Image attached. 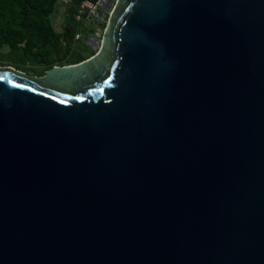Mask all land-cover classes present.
Returning <instances> with one entry per match:
<instances>
[{
	"label": "water",
	"instance_id": "obj_1",
	"mask_svg": "<svg viewBox=\"0 0 264 264\" xmlns=\"http://www.w3.org/2000/svg\"><path fill=\"white\" fill-rule=\"evenodd\" d=\"M92 47L0 68V264H264V0H116Z\"/></svg>",
	"mask_w": 264,
	"mask_h": 264
},
{
	"label": "trees",
	"instance_id": "obj_2",
	"mask_svg": "<svg viewBox=\"0 0 264 264\" xmlns=\"http://www.w3.org/2000/svg\"><path fill=\"white\" fill-rule=\"evenodd\" d=\"M57 1L0 0V52L3 49L24 52L32 57L34 63L43 64L44 71L56 65L54 54L59 55L60 47H63L61 57L65 60V64L60 66L88 59L84 53L86 50L82 51L76 44V36L86 31L75 15L82 2L93 3L96 0H70L62 34L54 30L51 21ZM83 45L88 48L87 43Z\"/></svg>",
	"mask_w": 264,
	"mask_h": 264
},
{
	"label": "rangeland",
	"instance_id": "obj_3",
	"mask_svg": "<svg viewBox=\"0 0 264 264\" xmlns=\"http://www.w3.org/2000/svg\"><path fill=\"white\" fill-rule=\"evenodd\" d=\"M70 0H58L55 12L51 18L53 28L56 32L62 34L65 26V18L68 15L67 13V5ZM99 0L95 2L84 1L81 3L78 13L75 15L76 20H80L81 26L84 28L86 32L80 33L76 36V44L78 47L82 48V51L86 50L84 53L87 57H90L92 54L93 45L95 44V40H100L102 34L104 32L105 24L109 15V12L112 10L116 0H110L108 4V12L106 13V17L102 21L100 26H97L95 23L87 20V15L90 12H93L98 7ZM82 14H85L82 17ZM90 31V32H89ZM91 35L94 38H90ZM84 43L88 44V48L84 47ZM63 52V47L59 48V55L54 54L55 64L54 66H60L65 64V60L61 57ZM32 57L24 52H14L9 49H3L0 52V68H11L14 67L21 71L26 72L30 75H42L44 71L43 64L34 63Z\"/></svg>",
	"mask_w": 264,
	"mask_h": 264
}]
</instances>
